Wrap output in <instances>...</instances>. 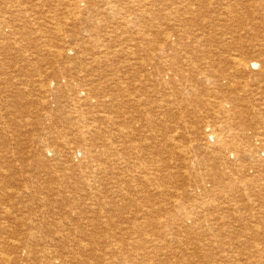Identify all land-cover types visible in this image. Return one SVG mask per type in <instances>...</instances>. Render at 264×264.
Here are the masks:
<instances>
[{"label": "rangeland", "instance_id": "rangeland-1", "mask_svg": "<svg viewBox=\"0 0 264 264\" xmlns=\"http://www.w3.org/2000/svg\"><path fill=\"white\" fill-rule=\"evenodd\" d=\"M65 1L0 0V264H264V0Z\"/></svg>", "mask_w": 264, "mask_h": 264}, {"label": "bare ground", "instance_id": "bare-ground-1", "mask_svg": "<svg viewBox=\"0 0 264 264\" xmlns=\"http://www.w3.org/2000/svg\"><path fill=\"white\" fill-rule=\"evenodd\" d=\"M65 3L66 2H68V1H65V0H63ZM147 1V0H146ZM71 4H73V5H75V4H79V2H76L75 3V1H73V3H71ZM71 4H69V5H71ZM109 4V3H108ZM116 4V3H115ZM117 7V6H116ZM261 7V6H260ZM61 8V7H60ZM80 8V7H79ZM107 8V7H106ZM111 8V7H110ZM66 10V9H65ZM105 10V9H104ZM103 10V11H104ZM263 10V9H262ZM106 11V10H105ZM73 12V11H72ZM70 14V13H69ZM75 19V18H74ZM70 21V20H69ZM62 24V23H61ZM53 26V25H52ZM58 29H59V27H58ZM57 32V31H56ZM58 33V32H57ZM109 34V33H108ZM69 47V46H68ZM47 49V48H46ZM54 49V48H53ZM58 51V50H57ZM53 54V53H52ZM67 58V57H66ZM175 58V57H174ZM229 59H231V58H229ZM234 65H233V67L235 66V67H237V69H247V70H249V71H251V70H253V68H255V62H253V63H248V62H246L243 58H239V57H233V59L232 60H230ZM230 62V63H231ZM184 64H187V63H184ZM183 65V64H182ZM213 65V64H212ZM184 66V65H183ZM212 67V66H211ZM219 67V66H218ZM182 69H184L183 67H182ZM181 70V69H180ZM238 72H239V70H238ZM254 72V71H253ZM251 73V74H254V73ZM256 72V71H255ZM241 73V72H240ZM224 74H225V72H224ZM226 75V74H225ZM229 75V74H228ZM169 76V75H168ZM228 77H230V76H228ZM235 78H236V76H235ZM234 78V79H235ZM232 79V78H231ZM216 80V79H215ZM218 81V80H217ZM90 83V82H89ZM86 85V84H85ZM172 85V84H171ZM97 87H99L98 85H97ZM175 87V86H174ZM96 89V88H95ZM172 89V88H171ZM180 89V88H179ZM186 95V94H185ZM211 95H212V93H211ZM82 100V99H81ZM214 100V99H213ZM216 100V99H215ZM211 101V100H210ZM217 102V101H216ZM160 107V106H159ZM158 107V108H159ZM234 107V106H233ZM221 108V107H220ZM99 115V114H98ZM205 115V114H204ZM209 118V117H208ZM231 118H232V116H231ZM100 119V118H99ZM220 119V118H219ZM223 119V118H222ZM230 119V118H229ZM102 120V119H101ZM216 121V120H215ZM106 123V122H105ZM232 123V122H231ZM84 124H86V123H84ZM222 125V124H221ZM235 125V124H234ZM156 126V125H155ZM237 126V125H236ZM213 127L215 128V126L213 125ZM217 127V126H216ZM231 127V126H230ZM57 128V127H56ZM212 128V127H211ZM227 129V128H226ZM225 129V130H226ZM229 129V128H228ZM231 129V128H230ZM56 130V129H55ZM55 130H54V132H55ZM59 130V129H58ZM98 130V129H97ZM234 130V129H233ZM233 130H231L232 131V133H233ZM61 131V130H60ZM60 131H56L55 133H58L59 135H61L62 134V131L60 132ZM227 131V130H226ZM230 131V130H229ZM65 132V131H64ZM218 132H221V131H218ZM218 132H216V134L218 133ZM53 133V132H52ZM231 133V132H230ZM85 134H87V133H85ZM224 134V133H223ZM53 135H54V133H53ZM220 135V134H219ZM57 136V135H56ZM222 136V135H221ZM227 136V135H226ZM244 136H245V134H244ZM259 136V135H258ZM257 136V137H258ZM59 137V136H58ZM61 137H63V136H61ZM76 137V136H75ZM234 137V136H233ZM236 137V136H235ZM45 138V137H44ZM65 138H67V137H65ZM69 138V137H68ZM207 138V137H206ZM212 138V137H211ZM213 138H214V136H213ZM230 138H232V137H230ZM247 138V137H246ZM259 138V137H258ZM54 139V138H53ZM74 139V138H73ZM76 139V138H75ZM85 139V138H84ZM261 139V138H260ZM259 139V140H260ZM55 140V139H54ZM72 140V139H71ZM70 140V141H71ZM207 140V145H210L209 144V140L208 139H205L204 141H206ZM236 140V139H235ZM250 140H252V139H249V141ZM82 141V140H81ZM88 141V140H87ZM118 141V140H117ZM247 141V140H246ZM57 142V141H56ZM219 145L217 146V147H219V148H221V149H224V150H226V146L224 147V145L223 144H220L221 142H222V140L221 139H219ZM225 142H226V140H225ZM235 142V141H234ZM264 142V141H263ZM86 143V142H85ZM89 143V142H88ZM224 143V142H223ZM251 143V142H250ZM77 144H78V142H77ZM162 144V143H161ZM160 144V145H161ZM234 144V143H233ZM110 145V144H109ZM229 145V144H228ZM232 145V144H231ZM235 145V144H234ZM233 145V146H234ZM249 145V144H248ZM108 146V145H107ZM236 146V145H235ZM63 147V146H62ZM94 147V146H93ZM189 147V146H188ZM229 147V146H228ZM253 147V146H252ZM255 147V146H254ZM262 147L264 148V145H262ZM107 148V147H106ZM172 148V147H171ZM178 148V147H177ZM232 147H230V149H231ZM236 148V147H235ZM251 148V147H250ZM256 148V147H255ZM263 148H261V149H263ZM237 149H238V146H237ZM248 149V148H247ZM164 150V149H163ZM182 150V149H181ZM194 150V149H193ZM233 150V149H232ZM232 150H230V151H232ZM239 150H240V148H239ZM264 150V149H263ZM262 150V151H263ZM72 151V150H71ZM179 151V150H178ZM229 151V152H230ZM237 151V150H236ZM250 151V150H249ZM256 151H258V150H256ZM256 151H253V152H256ZM66 152V151H65ZM83 152V151H82ZM94 152V151H93ZM259 152V151H258ZM92 153V152H91ZM191 153V152H190ZM193 153V152H192ZM231 153V152H230ZM250 154H251V152H249ZM94 154V153H93ZM92 154V155H93ZM244 154H246V153H244ZM259 154V153H258ZM230 155V154H229ZM247 155V154H246ZM246 155H244L245 157H247ZM99 156H101V155H99ZM189 156H190V154H189ZM238 157H239V155H237ZM254 156V155H253ZM260 156V155H259ZM70 157V156H69ZM228 157V156H227ZM241 157H243V156H241ZM240 157V158H241ZM217 158V157H216ZM215 158V159H216ZM249 158V157H248ZM260 158V157H259ZM236 159V158H235ZM238 159V158H237ZM242 160H244L243 158H241ZM241 159H238V160H241ZM101 160V159H100ZM217 160V159H216ZM107 161V160H106ZM246 161V160H245ZM262 161V160H261ZM38 162V161H37ZM103 162H104V160H103ZM108 162V161H107ZM113 162V161H112ZM229 162V161H228ZM244 162V161H243ZM86 163V162H85ZM79 164H81V163H79ZM96 164V163H95ZM103 164V163H102ZM115 164H116V162H115ZM82 165V164H81ZM92 165V164H91ZM98 165V164H97ZM82 167V166H81ZM241 168H242V166H240ZM162 168V167H161ZM81 169V168H80ZM237 169V168H236ZM240 169V168H239ZM239 169H238V171H239ZM106 170V169H105ZM156 171V170H155ZM241 172V171H240ZM242 173V172H241ZM86 174V173H85ZM140 174V173H139ZM142 174H143V172H142ZM243 174V173H242ZM67 175V174H66ZM65 175V176H66ZM107 175V174H106ZM150 175V174H149ZM213 175V174H212ZM262 175V174H261ZM146 176V175H145ZM169 176V175H168ZM202 176V175H201ZM220 176V175H219ZM227 176V175H226ZM234 176V175H233ZM241 176V175H240ZM71 177V176H70ZM79 177V176H78ZM82 177V176H81ZM215 177V176H214ZM221 177V176H220ZM230 177V176H229ZM73 178V177H72ZM118 178V177H117ZM219 178V177H218ZM224 178H226V177H224ZM217 179V178H216ZM227 179V178H226ZM78 180H80V179H78ZM83 180L85 181V179L83 178ZM83 180H81V181H83ZM127 180V179H126ZM243 180V179H242ZM67 181V180H66ZM101 181V180H100ZM122 182H124V181H122ZM150 182V181H149ZM235 182V181H234ZM96 183H97V181H96ZM125 183V182H124ZM180 183V182H179ZM66 184V183H65ZM102 184V183H101ZM215 184H218L217 185V187L218 186H220V185H222V184H225L224 183V181H221V180H217V182H215ZM74 185V184H73ZM79 185H81V184H79ZM86 185V184H85ZM88 185V184H87ZM205 185H206V183H205ZM227 185V184H226ZM71 186V185H70ZM89 186V185H88ZM95 186V185H94ZM208 186V185H207ZM213 186V185H212ZM75 187H77V186H75ZM74 187V188H75ZM220 187H222V186H220ZM229 187V186H228ZM233 187V186H232ZM250 187V186H249ZM258 187V186H257ZM263 187V186H262ZM58 188H60V187H58ZM67 188V187H66ZM65 188V189H66ZM125 188V187H124ZM197 188H198V186H197ZM200 188V187H199ZM61 190H62V188H60ZM59 189V190H60ZM64 189V190H65ZM70 189V188H69ZM72 189V188H71ZM81 189V188H80ZM229 189V188H228ZM58 190V191H59ZM63 190V191H64ZM82 190V189H81ZM204 190H206L205 188L204 189H202L201 190V192L202 191H204ZM261 190V189H260ZM63 191H61V192H63ZM67 191H68V189H67ZM72 191H74V190H72ZM174 191V190H173ZM199 191V190H198ZM207 191V190H206ZM215 191V190H214ZM60 192V191H59ZM70 193H71V191H69ZM187 192V191H186ZM205 192V191H204ZM204 192H202V193H204ZM222 192V191H221ZM73 193H76V192H73ZM120 193V192H119ZM165 193V192H164ZM211 193H213V192H211ZM212 195V194H211ZM122 196V195H121ZM191 197V196H190ZM213 197V196H212ZM222 197V196H221ZM180 198V197H179ZM214 198V197H213ZM125 199V198H124ZM188 199V198H187ZM205 199V198H204ZM122 200V199H121ZM185 201V200H184ZM227 202V201H226ZM182 203V202H181ZM230 203V202H229ZM175 204V203H174ZM222 205H224L225 207H223V206H221V203H220V205H218V206H216V208H219L220 209V211H221V208H222V210L223 209H225V208H227L226 207V205L225 204H223L222 203ZM213 206V205H212ZM229 207H231V206H229ZM234 206H232V208H233ZM236 208H237V206H235ZM180 208H182V207H180ZM191 208V207H190ZM238 208H240V207H238ZM197 209V208H196ZM185 210H187V209H185ZM235 210H237V209H235ZM234 209H233V211H235ZM218 211V210H217ZM227 211V210H226ZM229 211V210H228ZM224 212V211H223ZM43 213V212H42ZM183 213V212H182ZM6 214H7V212H6ZM40 214V213H39ZM45 214V213H44ZM47 214H49V213H47ZM38 215V214H37ZM181 215V214H180ZM45 216V215H44ZM41 217V216H40ZM183 218V217H182ZM36 219H38V218H36ZM185 219V218H184ZM194 219V218H193ZM34 220V219H33ZM41 220H42V218H41ZM128 220V219H127ZM130 220H132V219H130ZM45 221V220H44ZM51 221V220H50ZM41 222V221H40ZM30 223H31V221H30ZM35 223H38V222H35ZM44 223V222H43ZM42 223V224H43ZM182 223V222H181ZM32 224V223H31ZM41 224V223H40ZM63 225H65L64 223H63ZM27 226V225H26ZM34 226H35V224H34ZM40 226V225H39ZM38 226V227H39ZM43 226V225H42ZM67 226H69V225H67ZM32 227V226H31ZM36 227V226H35ZM38 227H37V229H38ZM204 227V226H203ZM194 228V227H193ZM199 228V227H198ZM132 229V228H131ZM180 229V228H179ZM50 230V229H49ZM122 230V229H121ZM137 230V229H136ZM193 230V229H192ZM39 231V230H38ZM199 231V230H198ZM197 231V232H198ZM3 232H4V230H3ZM195 232V231H194ZM37 234V233H36ZM62 235V234H61ZM177 235V234H176ZM189 235V234H188ZM33 238V236H30V238ZM68 238H69V236H67ZM11 238V237H10ZM35 238H36V235H35ZM63 238H64V236H63ZM80 238H81V236H80ZM27 239V238H26ZM37 239V238H36ZM65 239V238H64ZM71 239V238H70ZM6 240V239H5ZM8 240V239H7ZM41 242H42V240L41 239H39ZM53 240V239H52ZM67 240H69V239H67ZM17 241V240H16ZM34 241V240H33ZM37 241V240H36ZM62 241V240H61ZM65 241H66V239H65ZM20 242V241H19ZM19 242H15V243H19ZM38 242V241H37ZM56 242V241H55ZM71 242H73L72 240H71ZM46 243V242H45ZM49 243V242H48ZM52 243V242H51ZM53 243H54V241H53ZM39 244V243H38ZM74 244V243H73ZM189 244V243H188ZM211 244V243H210ZM17 245V244H16ZM24 245V244H23ZM26 245V244H25ZM29 245V244H28ZM77 245V244H76ZM122 245V244H121ZM187 245V244H186ZM33 246V245H32ZM40 246V245H39ZM38 246V247H39ZM56 246V245H55ZM93 246V245H92ZM23 247V246H22ZM31 247V246H30ZM84 247V246H83ZM190 247V246H189ZM21 248V247H20ZM53 248V247H52ZM51 248V249H52ZM59 248V247H58ZM117 248V247H116ZM19 249V248H18ZM22 249V248H21ZM27 248H25V250H26ZM30 249H34V248H30ZM56 249V248H55ZM36 250H38V248L36 249ZM18 251V250H17ZM23 251V250H22ZM20 252V251H19ZM56 252H57V249H56ZM59 252V251H58ZM57 252V253H58ZM110 252V251H109ZM117 252V251H116ZM121 252V251H120ZM17 253V252H16ZM22 253V252H21ZM27 253V252H26ZM29 253V252H28ZM53 253V252H52ZM37 254H38V252H37ZM47 254V253H46ZM107 254V253H106ZM113 254V253H112ZM6 255V254H5ZM41 255H42V253H41ZM47 255H49V254H47ZM55 255V254H54ZM56 255H58L59 256V254H56ZM62 255V254H61ZM110 255V254H109ZM17 256V255H16ZM30 256V255H29ZM34 256V255H33ZM39 256V255H38ZM46 256V255H45ZM50 256V255H49ZM148 256V255H147ZM62 257V256H61ZM109 257V256H108ZM113 257V256H112ZM25 258V257H24ZM1 259V258H0ZM18 259H20V258H18ZM30 259V258H29ZM42 259H44V255H43V258ZM53 259H55V261H53L52 263H54V264H71V263H69V262H73V261H70L69 260V262L68 261H66L65 259H57L56 257H54ZM14 260L15 259H12V258H10L9 257V259H7V260H5V262L4 263H6V262H13L14 263ZM23 260V259H22ZM25 260V259H24ZM23 260V261H24ZM47 260V259H46ZM49 260H50V258H49ZM31 261H32V259H31ZM99 261V260H98ZM104 261V260H103ZM144 261V260H143ZM2 262V263H3ZM28 262V261H27ZM33 262V261H32ZM38 262V261H37ZM45 262V261H44ZM78 262V261H77ZM95 262H96V260H95ZM100 262V261H99ZM29 263V262H28ZM31 263V262H30ZM35 263V262H34ZM34 263H32V264H34ZM40 263H41V260H40ZM75 263V262H74ZM104 263V262H103ZM16 264V263H15ZM21 264H24V263H21ZM25 264H26V262H25ZM48 264V263H47Z\"/></svg>", "mask_w": 264, "mask_h": 264}]
</instances>
